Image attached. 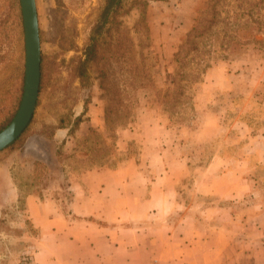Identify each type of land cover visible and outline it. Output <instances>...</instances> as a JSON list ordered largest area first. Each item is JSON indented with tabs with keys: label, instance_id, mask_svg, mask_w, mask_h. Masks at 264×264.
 <instances>
[{
	"label": "rangeland",
	"instance_id": "obj_1",
	"mask_svg": "<svg viewBox=\"0 0 264 264\" xmlns=\"http://www.w3.org/2000/svg\"><path fill=\"white\" fill-rule=\"evenodd\" d=\"M202 1L120 0L81 84L71 60L81 55L104 0H35L41 87L20 138L0 150V264H34L38 231L24 197L42 193L62 165L67 174L51 193L65 207L66 179L127 161L146 180L163 179L170 201L151 220L169 232L190 214L219 235L231 230L235 247L244 241L246 260L264 246V42L211 63L187 90L181 119H169L151 100ZM24 58L20 1L0 0V122L24 85ZM121 88L126 106L105 122L107 96ZM33 159L47 168L31 171ZM232 251L230 258L241 259Z\"/></svg>",
	"mask_w": 264,
	"mask_h": 264
},
{
	"label": "crops",
	"instance_id": "obj_2",
	"mask_svg": "<svg viewBox=\"0 0 264 264\" xmlns=\"http://www.w3.org/2000/svg\"><path fill=\"white\" fill-rule=\"evenodd\" d=\"M63 166L61 176L41 194L24 197L27 215L38 231L34 264H148L152 258L160 264H264V246L246 260L244 241L235 247L227 223L221 225L226 232L219 235L202 228L190 214L181 215L170 232L152 221L157 208L170 201L160 186L163 179L146 180L139 167L127 161L66 179L71 193L65 207L61 197L51 193L61 188L60 178L67 174ZM234 248L241 253L236 261L229 255Z\"/></svg>",
	"mask_w": 264,
	"mask_h": 264
},
{
	"label": "trees",
	"instance_id": "obj_3",
	"mask_svg": "<svg viewBox=\"0 0 264 264\" xmlns=\"http://www.w3.org/2000/svg\"><path fill=\"white\" fill-rule=\"evenodd\" d=\"M119 2L120 0H104L81 55L71 60V71L81 84L87 81L89 65L96 59L97 36L105 29ZM194 12L191 27L182 36L173 53L168 79L151 99L156 105H160L163 111L168 112L169 119L183 117L185 103L189 97L187 90L211 63L237 56L243 47L252 42H264V38L257 40L254 37L257 29L264 32V0H203ZM132 80H136L134 76ZM40 87L39 81V90ZM22 88L23 85L18 89L12 111L0 122V130L14 116ZM115 90L107 96L105 122H108L110 114L121 111L126 106L122 100L127 98L128 95H123L127 90ZM79 116L78 114L75 117V122L79 120ZM15 140L7 147H11ZM37 165L47 168L45 163L33 159L31 171H35Z\"/></svg>",
	"mask_w": 264,
	"mask_h": 264
},
{
	"label": "water",
	"instance_id": "obj_4",
	"mask_svg": "<svg viewBox=\"0 0 264 264\" xmlns=\"http://www.w3.org/2000/svg\"><path fill=\"white\" fill-rule=\"evenodd\" d=\"M24 34V85L18 108L0 130V150L11 144L27 126L35 109L40 81V40L35 0H19Z\"/></svg>",
	"mask_w": 264,
	"mask_h": 264
},
{
	"label": "built area",
	"instance_id": "obj_5",
	"mask_svg": "<svg viewBox=\"0 0 264 264\" xmlns=\"http://www.w3.org/2000/svg\"><path fill=\"white\" fill-rule=\"evenodd\" d=\"M148 264H160L157 258H152Z\"/></svg>",
	"mask_w": 264,
	"mask_h": 264
}]
</instances>
